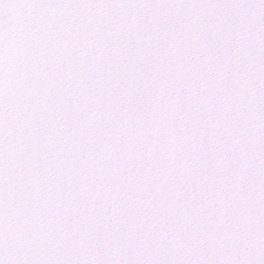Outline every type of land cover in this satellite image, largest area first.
I'll return each instance as SVG.
<instances>
[{
	"label": "water",
	"instance_id": "obj_1",
	"mask_svg": "<svg viewBox=\"0 0 264 264\" xmlns=\"http://www.w3.org/2000/svg\"><path fill=\"white\" fill-rule=\"evenodd\" d=\"M0 264H264V0H0Z\"/></svg>",
	"mask_w": 264,
	"mask_h": 264
}]
</instances>
